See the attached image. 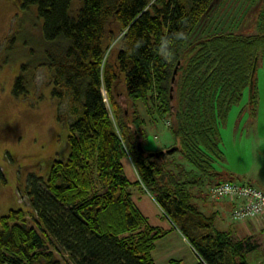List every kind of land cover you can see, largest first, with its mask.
I'll use <instances>...</instances> for the list:
<instances>
[{
    "label": "trees",
    "instance_id": "obj_1",
    "mask_svg": "<svg viewBox=\"0 0 264 264\" xmlns=\"http://www.w3.org/2000/svg\"><path fill=\"white\" fill-rule=\"evenodd\" d=\"M22 1L36 5L44 41L21 64L12 91L26 92L36 68L48 67L60 87L52 93H69L73 118L68 155L45 177L28 176L30 209L0 216V264H61L59 250L70 264H156L152 250L170 228L152 224L132 199L124 157L201 257L194 264H249L252 236L217 226V211L202 210L195 192L220 173V126L230 105L246 91L256 109L264 7L257 30L241 33L233 30L236 15L229 26L222 13L211 20L224 0ZM177 33L184 39L165 60L159 40ZM164 118L172 142L147 149V121Z\"/></svg>",
    "mask_w": 264,
    "mask_h": 264
},
{
    "label": "rangeland",
    "instance_id": "obj_2",
    "mask_svg": "<svg viewBox=\"0 0 264 264\" xmlns=\"http://www.w3.org/2000/svg\"><path fill=\"white\" fill-rule=\"evenodd\" d=\"M22 2L0 0V167L5 177V181L0 180V216L13 208L30 209L27 199L29 174L45 177L52 161L55 158H65L70 150L68 123L73 115L68 105L69 93L62 97L52 93L53 88L60 89L52 79L53 70L38 66L26 92L15 95L12 91L15 77L21 71V64L34 60L44 41L43 18L37 13L36 5H24ZM77 4L79 0L72 1V6ZM263 7L264 0H224L211 20L217 19L222 13L221 17L229 26L230 19L236 15L240 24L233 30L251 33L257 30L258 14ZM256 73L261 95L264 90V46L258 57ZM103 95L106 100L104 90ZM247 100L248 94L244 91L230 105L225 120L221 122L223 155L216 163L220 173L199 188L201 191L194 190L195 202L202 210L208 212L216 205L218 208L222 206L219 209L220 216L216 218L217 226L231 230L238 228L241 232L242 220L234 219L230 208L223 204L225 201L211 196L209 190L220 181L231 179L249 182L264 191L263 101L252 110ZM147 125L143 139L147 149H158L163 144L172 142L168 118L157 124L150 120ZM122 161L126 176L133 181L128 186L132 199L152 224L165 228L170 226V219L154 197L135 182L137 174L131 160L124 157ZM230 203L232 210L236 203ZM170 243H175L179 252L184 255L186 247L178 237L174 233L165 234L157 239L152 250L157 264L165 263L163 253H166V248L163 246ZM57 255L62 260L61 264H70L62 250L57 251ZM248 261L250 264H264V247L249 252ZM180 264H187L185 256H182Z\"/></svg>",
    "mask_w": 264,
    "mask_h": 264
},
{
    "label": "built area",
    "instance_id": "obj_3",
    "mask_svg": "<svg viewBox=\"0 0 264 264\" xmlns=\"http://www.w3.org/2000/svg\"><path fill=\"white\" fill-rule=\"evenodd\" d=\"M211 196L227 198L236 204L231 215L236 220L261 218L264 220V191L249 182L220 181L211 186Z\"/></svg>",
    "mask_w": 264,
    "mask_h": 264
},
{
    "label": "crops",
    "instance_id": "obj_4",
    "mask_svg": "<svg viewBox=\"0 0 264 264\" xmlns=\"http://www.w3.org/2000/svg\"><path fill=\"white\" fill-rule=\"evenodd\" d=\"M149 195H151V194H149ZM222 199H223V201H225V202H223V204L227 205L230 208V213H231L232 212L231 211L232 205L230 203V200L227 198H222ZM216 206H218V205H216ZM216 206L213 207L212 209L208 210V212L211 210H216L217 216H220L219 209H222V206L220 208H218ZM223 220H225V219H223ZM240 223H241V227L243 229V232H241L238 228L233 230V231L236 233L238 232L239 234H250L253 238V241L255 243H257L255 249L264 247V220L261 218L253 217V218H247L244 221H241ZM168 227L170 228V230L166 234L174 233V235L178 237V240H180L183 243V245H185L186 250H184V252H183L184 255H182V253L179 252L178 247L175 245V243H173V244L170 243V245H168V246H163V248H166L165 249L166 253L165 252L163 253V257L165 256V263L164 264H169V260L173 259V258L178 260L177 262H174L173 264H180L182 256H185L187 258V264H194L196 262H199L201 260V257L199 256L197 251L194 249V247L189 243V241L185 238V236L181 233V231L177 227H172V223ZM180 248L182 249L181 246H180ZM169 251L172 253H169ZM153 258H154V256H153Z\"/></svg>",
    "mask_w": 264,
    "mask_h": 264
},
{
    "label": "clouds",
    "instance_id": "obj_5",
    "mask_svg": "<svg viewBox=\"0 0 264 264\" xmlns=\"http://www.w3.org/2000/svg\"><path fill=\"white\" fill-rule=\"evenodd\" d=\"M184 39L183 33H177L174 34L172 37H162L159 40L158 46H157V52L158 54L165 60L172 59L173 53H172V45L174 40H181ZM141 46L140 42H137L136 48L138 49Z\"/></svg>",
    "mask_w": 264,
    "mask_h": 264
},
{
    "label": "flooded vegetation",
    "instance_id": "obj_6",
    "mask_svg": "<svg viewBox=\"0 0 264 264\" xmlns=\"http://www.w3.org/2000/svg\"><path fill=\"white\" fill-rule=\"evenodd\" d=\"M263 101V108H264V90H263V93L260 95L259 94V97H258V102L256 103V106H259V103ZM259 108V107H258ZM257 108V109H258ZM258 113V111H257ZM264 113V112H263Z\"/></svg>",
    "mask_w": 264,
    "mask_h": 264
},
{
    "label": "water",
    "instance_id": "obj_7",
    "mask_svg": "<svg viewBox=\"0 0 264 264\" xmlns=\"http://www.w3.org/2000/svg\"><path fill=\"white\" fill-rule=\"evenodd\" d=\"M253 68H255V65H253ZM176 147L174 145L166 148L165 150H161V152H171L175 149Z\"/></svg>",
    "mask_w": 264,
    "mask_h": 264
}]
</instances>
